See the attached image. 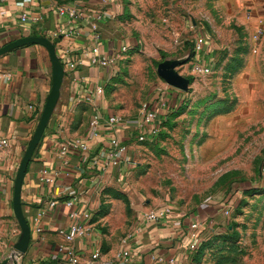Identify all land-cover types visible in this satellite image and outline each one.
I'll use <instances>...</instances> for the list:
<instances>
[{"label":"rangeland","instance_id":"rangeland-1","mask_svg":"<svg viewBox=\"0 0 264 264\" xmlns=\"http://www.w3.org/2000/svg\"><path fill=\"white\" fill-rule=\"evenodd\" d=\"M38 1L103 15L117 58L100 85L106 109L134 124L147 103L163 117L154 142L130 130L132 163L102 186L105 232L129 243L141 214L168 207L204 222L182 264H264V0ZM200 36L211 53L195 52ZM209 56L210 71L194 73Z\"/></svg>","mask_w":264,"mask_h":264},{"label":"crops","instance_id":"crops-1","mask_svg":"<svg viewBox=\"0 0 264 264\" xmlns=\"http://www.w3.org/2000/svg\"><path fill=\"white\" fill-rule=\"evenodd\" d=\"M49 4V1L41 2L36 9L45 14L42 34L31 29L30 24L20 22V12L12 1L0 7V44L32 33L44 35L62 31L68 34L59 35L56 44L65 68L61 97L29 164L22 187L23 210L31 228V242L20 264H62L64 258L58 251L62 245L78 251L83 264H91L96 250L101 251V257L93 264H182L186 247L193 242L189 224L194 217L174 214L171 222L140 223L132 239L125 244L103 229L104 222L97 215L102 208V186L131 165V147L122 163L110 161L109 129L102 127V135L97 139L88 136L89 123L96 110L112 114L106 109L102 95L94 93L109 69L95 66L86 57L92 46L90 21L80 17L72 20L60 17ZM88 8L82 7L84 14L91 11ZM86 15L94 16L97 24L102 21H97V13L92 11ZM103 44V51L110 54L104 39ZM68 59L75 64L73 69L67 64ZM0 71L10 74V78L6 77L1 83L0 96V138L8 141L6 147H0L2 263L12 256L22 236L13 209L14 181L50 95L53 72L49 53L40 45L24 46L2 56ZM88 95L92 97L91 102L84 101ZM129 133L130 130H119L117 135L127 143ZM77 138L87 140L90 149L71 153L69 163L65 165L59 155V145ZM44 170L55 176L54 184L42 180ZM74 198L77 202L73 209L86 211L91 217L79 220L85 235L68 243L60 231H68L73 223L70 218L72 208L66 202ZM51 203L55 205L50 207ZM124 248L131 250L132 261L117 258Z\"/></svg>","mask_w":264,"mask_h":264},{"label":"built area","instance_id":"built-area-1","mask_svg":"<svg viewBox=\"0 0 264 264\" xmlns=\"http://www.w3.org/2000/svg\"><path fill=\"white\" fill-rule=\"evenodd\" d=\"M12 1L20 12L19 20L23 25L30 24L31 29H35L38 33H43L42 23L44 21L45 14L43 12H37V7H39L38 0H0V7H4L8 5V3ZM55 13L63 18L68 20H72L74 18H86L90 21L92 35V46L88 53H86L87 59H91V62L95 64V66L110 68L115 65L117 58L116 56H112L103 51V37L99 31V26L97 22L94 20V16H87L84 14L85 12L82 10V7L78 4L58 7L55 10ZM96 20L99 21L101 19V15L97 14L95 16ZM47 38L59 37V35L66 36L65 32H51L49 34H44ZM127 47H122L119 49V52H125ZM195 52L200 54H208L211 53L212 50L207 48V41L204 36H200L195 42ZM69 60V59H68ZM211 56L207 57V62L204 60L200 63L193 62L191 64V69L196 74H204L210 71L212 68ZM81 63V62H80ZM70 68H74L75 64L69 60L67 62ZM10 78V74L3 73L0 71V96H1V83L5 78ZM103 87L97 86L95 89L96 95H103ZM86 102H91V95L84 98ZM1 103V100H0ZM161 112L159 109L152 107L150 104L145 103L138 115V119L134 124L127 120L125 117L117 115V114H104L99 110H96L91 117L89 123V133L88 136L91 139H97L102 135V127H107L110 133V152L109 159L114 162H123L124 157L129 151V146L124 142L120 137H118L117 132L120 130H131L134 128V131L139 134L138 141L139 142H154L157 136L160 133L161 129ZM8 145V141L5 138H0V147H6ZM90 149L89 143L87 140L82 138H77L71 141L62 142L59 145V155L62 158V161L65 165L69 163L68 156L71 153L83 151L86 152ZM41 178L48 184H54L56 182V178L54 175L50 174L48 170H44L41 172ZM77 202V199L74 198L71 201L66 202V205L69 208H72L70 211V218L73 223L70 225V229L68 231L61 230L60 235L66 240L68 243L74 242L77 238L83 237L86 233L85 229L81 226L79 220L81 218L89 219L91 216L88 212H80L76 209H73ZM55 203H51V206H54ZM228 214L229 212L226 210L225 212ZM142 222L144 223H159V222H171L174 217V213L168 207H163L159 211L155 212H146L142 215ZM203 221L201 218L195 217L189 224L191 239L193 242L189 245V249H195L199 238L200 231L203 226ZM124 243H127L126 241ZM59 253L63 255L62 264H83L82 257L73 247L62 245L58 249ZM101 257V251L96 250L92 255L91 264L98 260ZM117 258L119 260H123L124 262H130L133 259V255L131 250L124 248L121 252L117 254ZM112 264V263H107Z\"/></svg>","mask_w":264,"mask_h":264},{"label":"water","instance_id":"water-1","mask_svg":"<svg viewBox=\"0 0 264 264\" xmlns=\"http://www.w3.org/2000/svg\"><path fill=\"white\" fill-rule=\"evenodd\" d=\"M29 45H40L47 49L52 64L53 84L46 106L42 112L40 121L23 155L14 181L13 209L15 217L22 230V236L20 241L16 244L12 256L7 258L0 264H20L21 258L26 254L29 248L31 242V228L23 210L22 187L29 164L60 100L65 78V68L57 53L56 46L49 38L44 36H25L7 43L4 46L0 47V57L16 49ZM164 77L170 85L178 89H187V83L181 75L176 73H167L164 75Z\"/></svg>","mask_w":264,"mask_h":264},{"label":"trees","instance_id":"trees-1","mask_svg":"<svg viewBox=\"0 0 264 264\" xmlns=\"http://www.w3.org/2000/svg\"><path fill=\"white\" fill-rule=\"evenodd\" d=\"M34 35H36V33L34 34ZM62 61V60H61ZM62 64H63V66H64V63L62 62Z\"/></svg>","mask_w":264,"mask_h":264}]
</instances>
